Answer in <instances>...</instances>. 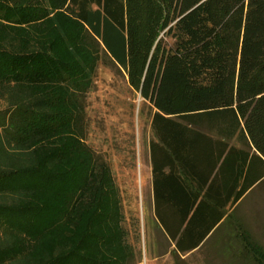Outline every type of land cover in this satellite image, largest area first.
<instances>
[{
  "label": "trees",
  "instance_id": "obj_1",
  "mask_svg": "<svg viewBox=\"0 0 264 264\" xmlns=\"http://www.w3.org/2000/svg\"><path fill=\"white\" fill-rule=\"evenodd\" d=\"M203 1L0 0V264L143 263L87 143L100 62L150 108L158 257L264 264L238 215L264 188V0Z\"/></svg>",
  "mask_w": 264,
  "mask_h": 264
},
{
  "label": "rangeland",
  "instance_id": "obj_2",
  "mask_svg": "<svg viewBox=\"0 0 264 264\" xmlns=\"http://www.w3.org/2000/svg\"><path fill=\"white\" fill-rule=\"evenodd\" d=\"M129 87L119 70L100 62L94 85L87 97L90 125L87 143L113 167L117 184L123 191L126 209L139 212L144 249L142 264H172L171 258L157 261L145 258V232L148 234L149 259L152 255L150 243H157L159 240L160 244L162 243V237L152 230L146 221L147 217H152L149 178L151 163L147 144L151 136V121L148 117L150 108L141 94ZM238 215L254 238L264 246V188L246 199ZM44 236L42 234L38 238L35 235L36 251H46L50 248ZM27 238L30 239L29 236ZM201 260L198 259L196 264H201ZM212 264H223V261L217 259Z\"/></svg>",
  "mask_w": 264,
  "mask_h": 264
},
{
  "label": "crops",
  "instance_id": "obj_3",
  "mask_svg": "<svg viewBox=\"0 0 264 264\" xmlns=\"http://www.w3.org/2000/svg\"><path fill=\"white\" fill-rule=\"evenodd\" d=\"M152 169H150V176H149V178H150V182H151V195H152V197H151V204H152V208L154 207V189H153V179H152ZM183 205V203H180V206H182ZM168 209H169V207H168ZM230 208H229V206H228V208H227V210H228V212L230 211L229 210ZM152 214V217H150V219H147V222L149 223V225H150V227H152L153 229L152 230H154V231H157L156 230V221H157V219H156V217H155V214H154V212H152L151 213ZM159 235H161V234H159ZM145 238H146V236H144V242H145V247H146V241H145ZM153 241V240H152ZM160 241V240H159ZM157 242V243H153V244H151L150 243V253L152 254L151 255V257H150V259H149V257H147V253L145 254L146 256H145V258L147 259V260H159V259H162V258H159L158 257V254H157V249H159L160 247H161V244H160V242ZM156 246H157V249H156ZM173 248V247H172ZM189 255H187V256H182V259H186L187 257H188ZM166 259H168V258H170L169 256H166L165 257Z\"/></svg>",
  "mask_w": 264,
  "mask_h": 264
},
{
  "label": "water",
  "instance_id": "obj_4",
  "mask_svg": "<svg viewBox=\"0 0 264 264\" xmlns=\"http://www.w3.org/2000/svg\"><path fill=\"white\" fill-rule=\"evenodd\" d=\"M205 1H206V0H205ZM205 1H203V2H205ZM203 2H202V3H203ZM202 3H201V4H202ZM193 10H194V9H193Z\"/></svg>",
  "mask_w": 264,
  "mask_h": 264
}]
</instances>
